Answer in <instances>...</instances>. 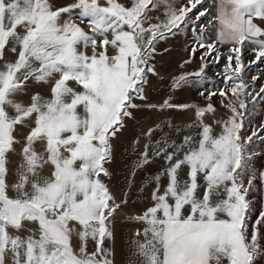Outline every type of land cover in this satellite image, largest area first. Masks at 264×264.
<instances>
[{"label": "snow or ice", "instance_id": "obj_1", "mask_svg": "<svg viewBox=\"0 0 264 264\" xmlns=\"http://www.w3.org/2000/svg\"><path fill=\"white\" fill-rule=\"evenodd\" d=\"M118 254L264 264V0H0V264Z\"/></svg>", "mask_w": 264, "mask_h": 264}, {"label": "crops", "instance_id": "obj_2", "mask_svg": "<svg viewBox=\"0 0 264 264\" xmlns=\"http://www.w3.org/2000/svg\"><path fill=\"white\" fill-rule=\"evenodd\" d=\"M190 32H186L185 34L179 35L177 38L170 42L171 53H166L164 57L160 60L159 66L162 74L167 75L170 72H174L176 70V63L184 56H186V52L184 51L185 41L190 39ZM198 63V62H197ZM197 65L193 64L191 68H195ZM165 93L163 91L153 92L152 97L154 102H159ZM177 101L180 102H189L195 100V92L193 91H184L177 95ZM150 114H145L144 119H147ZM152 119H155V116H152ZM134 203H139L138 201H133ZM123 231L125 235H130V226L124 225ZM124 260L122 255H117V264H121Z\"/></svg>", "mask_w": 264, "mask_h": 264}, {"label": "rangeland", "instance_id": "obj_3", "mask_svg": "<svg viewBox=\"0 0 264 264\" xmlns=\"http://www.w3.org/2000/svg\"><path fill=\"white\" fill-rule=\"evenodd\" d=\"M221 68V65H213L210 70L208 71V76L213 77L215 73ZM258 70L256 68L252 69V72L249 74V79L252 74H255ZM211 87V85H208ZM195 101L196 102H202V98L198 95V92H195Z\"/></svg>", "mask_w": 264, "mask_h": 264}]
</instances>
